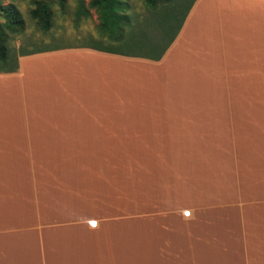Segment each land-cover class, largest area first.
<instances>
[{
  "label": "crops",
  "instance_id": "0c3cea01",
  "mask_svg": "<svg viewBox=\"0 0 264 264\" xmlns=\"http://www.w3.org/2000/svg\"><path fill=\"white\" fill-rule=\"evenodd\" d=\"M161 45L0 70V264H264V0Z\"/></svg>",
  "mask_w": 264,
  "mask_h": 264
},
{
  "label": "rangeland",
  "instance_id": "374dc122",
  "mask_svg": "<svg viewBox=\"0 0 264 264\" xmlns=\"http://www.w3.org/2000/svg\"><path fill=\"white\" fill-rule=\"evenodd\" d=\"M33 0H0L1 6L11 3L18 10L23 21L19 34H9L3 30L7 56L0 61V70L13 64L15 55L41 48L86 44L103 47L120 53H155L163 42L172 36L191 0H170L155 8L147 7L143 0H126L127 8L123 15L127 23L116 31H99V20L93 9L86 7L89 0H83L88 16L76 15L78 0H64L60 8L56 0H42L50 3L51 27L42 31L31 19L30 9ZM4 21L0 13V25ZM128 24V26H127Z\"/></svg>",
  "mask_w": 264,
  "mask_h": 264
},
{
  "label": "trees",
  "instance_id": "16d2710c",
  "mask_svg": "<svg viewBox=\"0 0 264 264\" xmlns=\"http://www.w3.org/2000/svg\"><path fill=\"white\" fill-rule=\"evenodd\" d=\"M60 8L64 7V0H56ZM170 0H143L147 7L155 8L168 3ZM33 8L30 9L29 15L32 20L39 26L42 31H47L51 27V9L50 3L42 0H33ZM86 7L93 9L99 20V31H118L120 26L127 23L128 17L123 15L127 5L126 0H89ZM0 13L3 14L4 23L0 25V61H6L7 51L3 45L4 31L8 30L9 34L16 35L23 29V21L16 7L13 4L7 3L1 6ZM77 16L79 14L88 16L87 10L83 5V0H78V8L75 12ZM128 26V24H127Z\"/></svg>",
  "mask_w": 264,
  "mask_h": 264
}]
</instances>
